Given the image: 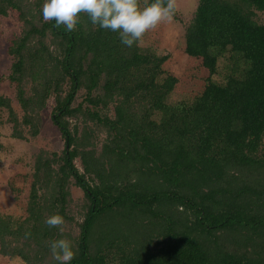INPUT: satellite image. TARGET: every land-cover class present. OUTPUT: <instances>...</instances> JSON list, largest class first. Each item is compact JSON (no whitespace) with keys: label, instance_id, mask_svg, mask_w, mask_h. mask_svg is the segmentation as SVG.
Here are the masks:
<instances>
[{"label":"trees","instance_id":"16d2710c","mask_svg":"<svg viewBox=\"0 0 264 264\" xmlns=\"http://www.w3.org/2000/svg\"><path fill=\"white\" fill-rule=\"evenodd\" d=\"M42 4L0 0L22 23L6 50L21 114L0 94V125L36 136L52 97L65 147L35 154L25 215L0 212V256L53 264L63 236L71 264H264V0H197L183 49L207 75L179 100L166 55L124 46L85 13L71 32L55 27ZM52 214L62 232L44 223Z\"/></svg>","mask_w":264,"mask_h":264},{"label":"rangeland","instance_id":"374dc122","mask_svg":"<svg viewBox=\"0 0 264 264\" xmlns=\"http://www.w3.org/2000/svg\"><path fill=\"white\" fill-rule=\"evenodd\" d=\"M175 12L170 21L159 24L144 34L139 41L141 46L154 49L157 53L166 55L163 67L177 77V83L171 93L173 100L185 99L199 91L207 70L194 57L188 56L183 49L184 24L191 19L197 0H174ZM22 23L16 11L9 9L7 15H0V94L11 100V105L21 114V109L15 97L14 84L6 79L10 72L12 58L7 53L9 40L20 34ZM78 93V96L79 97ZM53 98L49 97L45 108L41 111L39 133L28 140L10 137L8 124L0 125V212L17 218L25 215L29 195L30 174L32 172L35 154L43 149L57 151L65 147V141L60 131L53 123ZM2 120L6 118L3 111ZM75 165L80 168L78 160ZM70 210L77 217L78 209L84 200V192L76 185L70 186ZM75 227V228H74ZM76 226L67 225L65 229ZM0 264H21L18 259H4L0 256Z\"/></svg>","mask_w":264,"mask_h":264},{"label":"clouds","instance_id":"9594fccd","mask_svg":"<svg viewBox=\"0 0 264 264\" xmlns=\"http://www.w3.org/2000/svg\"><path fill=\"white\" fill-rule=\"evenodd\" d=\"M175 12L174 0H43V21H54L69 32L76 27L78 14L85 13L93 25L118 34L121 44L131 48L144 34L163 22L170 21ZM44 223L63 231L64 218L60 214L48 216ZM53 264H71L75 252L72 243L61 236L49 243Z\"/></svg>","mask_w":264,"mask_h":264}]
</instances>
